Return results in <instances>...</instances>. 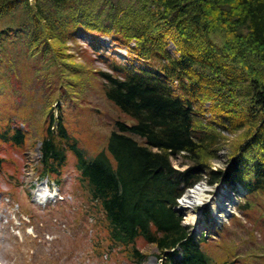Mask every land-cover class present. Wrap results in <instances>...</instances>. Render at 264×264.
Wrapping results in <instances>:
<instances>
[{
	"label": "trees",
	"instance_id": "obj_1",
	"mask_svg": "<svg viewBox=\"0 0 264 264\" xmlns=\"http://www.w3.org/2000/svg\"><path fill=\"white\" fill-rule=\"evenodd\" d=\"M79 33L106 66L86 79L99 81L104 99L127 120L115 121L105 150L88 157L56 100L58 115L46 116L38 137L35 177L58 175L70 153L106 221L109 252L121 248L139 263L142 240L156 247L160 264H213L203 246L210 234L195 236L175 208L205 175L209 185L241 184L238 210L264 216V0H0V52L11 46L15 60L51 55L58 75H76L83 70L70 67L63 48ZM105 35L115 58L101 52ZM115 47L125 57L116 59ZM239 129L244 139L225 169H210L223 131ZM28 139L10 122L0 127L3 146L22 148ZM177 155L190 162L186 169L172 166Z\"/></svg>",
	"mask_w": 264,
	"mask_h": 264
},
{
	"label": "rangeland",
	"instance_id": "obj_2",
	"mask_svg": "<svg viewBox=\"0 0 264 264\" xmlns=\"http://www.w3.org/2000/svg\"><path fill=\"white\" fill-rule=\"evenodd\" d=\"M86 39L79 33L77 38L66 42L64 48L58 47L60 51L65 49L70 56L67 61L70 67L83 70L76 71L80 80L73 75L75 73L58 75L56 66L50 62V54V59L48 55L44 58L35 55L34 59L24 56L15 60L13 51L9 50L11 46L6 44L0 52V127L10 122L11 127L27 131L29 138L22 148L0 144V156L4 160L0 169V264H137L118 248L105 255L109 245L105 238L106 221L98 205L91 209L87 188L75 169L72 154H68L60 173L50 176L52 180L34 178L39 157L38 137L44 129L46 116L50 112L58 115L56 100L69 133L88 157L105 150L115 121L127 120L104 99L100 82L86 79L89 70L106 69ZM98 41L108 49L101 50L104 56L115 58L109 53L114 43L111 38L105 35ZM167 45V49L173 52L170 41ZM112 49L116 59L125 57L124 47ZM68 76L70 81L66 79ZM81 80L85 83L75 87ZM56 89L62 94L59 95ZM209 105L210 101L200 104L203 108H209ZM202 114L203 118H210L209 113ZM245 131H223L221 147L211 158L210 169L225 165L233 148L244 139ZM171 163L178 170H184L190 164L182 155L172 157ZM200 182L208 185L205 175L196 184ZM49 195L61 196L67 202L63 200L61 207L55 208L52 207L53 200L49 202L51 207L38 204L44 203ZM183 211V223L191 226L192 231L196 229L197 235L209 228L210 237L203 246L213 264H264V225L261 224L264 216L261 218L259 212L253 213L252 210L246 215L237 209L227 222L220 225V231L215 232V225L208 222L210 212L206 216L205 213L196 216L188 209ZM28 219L32 223H28ZM136 246L145 256L138 264H160V254L154 245L139 240Z\"/></svg>",
	"mask_w": 264,
	"mask_h": 264
},
{
	"label": "bare ground",
	"instance_id": "obj_3",
	"mask_svg": "<svg viewBox=\"0 0 264 264\" xmlns=\"http://www.w3.org/2000/svg\"><path fill=\"white\" fill-rule=\"evenodd\" d=\"M226 163H227V161L225 162V165L222 166V168L221 167L219 168V170H224L226 167ZM237 188L241 189V188H243V186L241 184H239ZM210 190L212 192H210ZM222 191L223 190L219 187L212 188L209 186V184L207 185L206 183L200 182V183L196 184L195 187L190 188L185 192V194L183 195V197L180 201V206L183 207V210L185 208V209L190 210L192 213L193 208L205 204L204 202H206V200H208V197L211 198L212 193H216L217 194L216 201L218 202V204L223 206V207H227L229 203H227V199L225 198L224 194H222ZM237 192H239V191H236V193ZM208 193L210 195H208ZM38 204H42V203L38 202ZM216 211H217V209H214V212H216ZM192 214H194V213H192ZM197 215H199V212L196 213V216Z\"/></svg>",
	"mask_w": 264,
	"mask_h": 264
},
{
	"label": "water",
	"instance_id": "obj_4",
	"mask_svg": "<svg viewBox=\"0 0 264 264\" xmlns=\"http://www.w3.org/2000/svg\"><path fill=\"white\" fill-rule=\"evenodd\" d=\"M182 199V198H181ZM180 201L181 200H179V206L178 207H176V209H179V210H182L183 209V207L182 206H180ZM185 209V208H184Z\"/></svg>",
	"mask_w": 264,
	"mask_h": 264
}]
</instances>
